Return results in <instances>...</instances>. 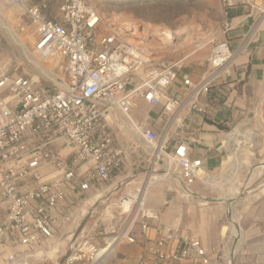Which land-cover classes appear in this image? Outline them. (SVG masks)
Wrapping results in <instances>:
<instances>
[{"label": "built area", "instance_id": "1", "mask_svg": "<svg viewBox=\"0 0 264 264\" xmlns=\"http://www.w3.org/2000/svg\"><path fill=\"white\" fill-rule=\"evenodd\" d=\"M12 1L20 6L34 29V52L44 58L63 60L66 80L57 90L50 91L32 78L0 72V199L7 207L0 239L33 249L40 238L54 237L53 213L64 200L65 192L58 181H40L43 164H55L64 170L63 180L67 183L77 176L78 164H91L81 190H87L91 182H108L112 173L121 168L124 153L113 146L116 135L109 134V120L115 110L147 143V159L152 167L161 163L163 176L169 175L173 167L183 193H190L196 182L204 183V175L210 174H202V161L190 158L185 144L177 141L169 150L168 129L181 111H201L199 98L209 93L234 57L226 42L213 46L208 69L198 81L183 77L182 97H169L165 90L175 82L179 63L169 64L155 57L142 41H132L127 29L100 33L101 18L90 0ZM53 2H58L56 16L47 15ZM220 2L226 14L231 0ZM260 13L259 20L264 18V10ZM138 75L142 76L141 81L128 90V84ZM137 97L151 106L163 102L162 111L170 113L171 119L162 131L146 130L132 120ZM57 142L75 146L69 162L57 155ZM28 180L35 185L20 190ZM137 206L142 233L148 229V221H161L158 210L145 208L144 203ZM125 236L128 242H134L126 232L116 238ZM173 244L176 246L164 250ZM97 252L84 238L71 249L65 264H75L87 256L94 261ZM6 264H24V258L10 254ZM140 264L219 262L208 255L199 240L187 237L178 228L165 226L150 258Z\"/></svg>", "mask_w": 264, "mask_h": 264}, {"label": "crops", "instance_id": "2", "mask_svg": "<svg viewBox=\"0 0 264 264\" xmlns=\"http://www.w3.org/2000/svg\"><path fill=\"white\" fill-rule=\"evenodd\" d=\"M197 1L200 22L194 19V13L188 21L183 20L188 14H181L177 20L198 26L207 34L209 42L182 58L166 60L169 64L179 63V67L175 82L165 93L169 97H182L183 77L196 82L207 71L210 43L228 44L234 57L214 81L209 93L199 98L201 111H181L168 129L169 150L177 141L185 144L190 158L202 161V174H209L223 168L227 130L245 121H264V18L259 20L264 0H231L226 14L220 0ZM47 15L51 16L48 12ZM141 77L134 78L127 89L137 86ZM162 104L151 106L137 97L131 118L146 130L162 131L171 119L170 113L162 111ZM109 122L112 128L109 134L116 135L113 146L124 153L121 168L112 173L108 182H91L87 190H81L80 184L92 170L91 164H78L77 176L70 183L63 180L64 170L55 164H43L39 170L40 181H58L65 192L64 200L53 213L56 219L54 237L40 238L33 249L17 241L9 243L0 239V264H6L7 256L16 253L24 258V264H65L71 249L84 238L96 247L100 242L107 246L112 238L110 234L116 233L121 225V199L135 190L144 175L148 166L145 156L149 152L147 143L118 110ZM54 150L67 163L75 146L66 147L57 142ZM34 185L28 180L20 190ZM186 194L191 198L190 193ZM147 205L163 210L161 221H148L145 233L139 230L132 236L134 244L122 240L105 264H140L148 260L165 226L178 228L187 237L199 240L219 264H238L236 258L239 257L250 258L249 264H264V190L248 199L189 206L178 200L175 189L162 183L151 187ZM6 209L0 199V225ZM175 246H165L164 250Z\"/></svg>", "mask_w": 264, "mask_h": 264}, {"label": "rangeland", "instance_id": "3", "mask_svg": "<svg viewBox=\"0 0 264 264\" xmlns=\"http://www.w3.org/2000/svg\"><path fill=\"white\" fill-rule=\"evenodd\" d=\"M90 2L101 18L100 33H104L106 29H127L132 34V41H142L152 50L155 57L164 61L171 58H182L209 42L207 34H203L198 26L195 27L183 21L190 20L192 13H194V19L197 22L201 21L197 15L200 11L197 0H90ZM57 12L58 2H53L48 14L56 16ZM181 14H188L189 16L182 21L177 20ZM209 19L215 20L216 18L210 17ZM0 29V72L26 76L50 91L57 90L60 84L66 80L65 62L59 58H44L34 52V29L20 6L12 0H0ZM161 30L172 31L173 39L166 42L163 35L160 34ZM216 43H210V50ZM205 49L203 48V50ZM209 56L206 61L207 64ZM239 125L243 130L248 129L254 133L255 139L253 143L242 144V147L246 150V155L239 159L242 164L235 173L230 171L226 176L224 175L229 166H233L228 159V150L225 149L223 168L221 166L215 172L209 173L215 177L214 183H217V185L210 186L202 182H196L190 189L191 198L184 200L181 197L183 192L180 189L179 180L173 167H171L169 175L163 176L165 172L161 163L152 167L151 163L148 162L144 175L136 186L142 184L148 173L155 175L154 178L149 180L144 198V207L154 208L147 205L148 193L151 187L162 183L169 184L175 189L178 200L189 206L248 199V197L257 194L262 189L264 190V121L250 120L236 124L227 130L224 135L229 134ZM146 148L148 149V145ZM145 157L147 158V155ZM209 167L212 168L211 163ZM153 169L154 172H151ZM137 207V203L133 204L130 209L120 207L119 210L122 212L121 225L116 233L110 234L111 240L123 232L133 236L141 230V211L140 207ZM154 209L158 210L160 214L163 213L160 208ZM126 237L118 239L113 252L122 240L128 242ZM130 244H134V242ZM105 247L106 245L100 242L96 249L99 251ZM236 260L238 264H249L250 258L239 257ZM75 264H93V260L87 256Z\"/></svg>", "mask_w": 264, "mask_h": 264}, {"label": "bare ground", "instance_id": "4", "mask_svg": "<svg viewBox=\"0 0 264 264\" xmlns=\"http://www.w3.org/2000/svg\"><path fill=\"white\" fill-rule=\"evenodd\" d=\"M160 34L163 35V39L166 42L171 41L173 39V34L171 32H169V31L161 30ZM244 126H245V124H244ZM254 136H255L254 133L250 132V130H248V129L247 130H243L241 128V125H239L236 128H234L232 131H230L229 134H227L225 136V138H224V147L228 150L229 162H231V164H233V166H229L228 171L224 174L225 176L230 171H231V173H235L239 169L240 165L242 164L239 161V159L242 156L246 155V150L242 147V144L253 143V140L255 139ZM154 177H155V175H153L152 173H148L145 176V178L142 181V184L140 186L136 187V189L134 191H131L127 196H125L124 198L121 199L120 206L123 207L124 209H130L131 204L134 203V202H137V203L143 205L145 194H146V189L149 186V180L151 178H154ZM203 181H204L205 184L210 185V186L211 185L212 186H216L217 185V183H214L215 182V177H213L211 175H209V176L208 175H204ZM181 196H182L183 199L189 200V196L186 193H181ZM117 242H118V238H113L112 240H110L108 242V244H107V246L105 248L99 250L94 256L93 264H97V263L103 264L110 257H112L111 255H112V252H113L114 247H115ZM113 254H114V252H113Z\"/></svg>", "mask_w": 264, "mask_h": 264}]
</instances>
